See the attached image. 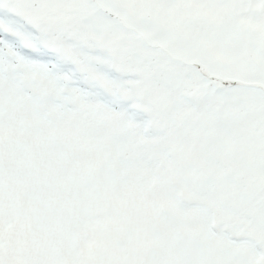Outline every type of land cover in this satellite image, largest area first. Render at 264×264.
Listing matches in <instances>:
<instances>
[{"label":"snow or ice","instance_id":"obj_1","mask_svg":"<svg viewBox=\"0 0 264 264\" xmlns=\"http://www.w3.org/2000/svg\"><path fill=\"white\" fill-rule=\"evenodd\" d=\"M0 264H264V0H0Z\"/></svg>","mask_w":264,"mask_h":264}]
</instances>
